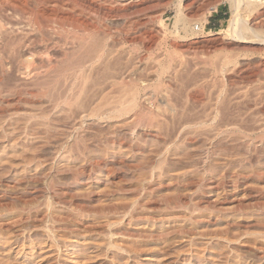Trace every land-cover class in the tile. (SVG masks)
<instances>
[{
    "label": "rangeland",
    "instance_id": "rangeland-1",
    "mask_svg": "<svg viewBox=\"0 0 264 264\" xmlns=\"http://www.w3.org/2000/svg\"><path fill=\"white\" fill-rule=\"evenodd\" d=\"M71 1L0 0V264H264V0Z\"/></svg>",
    "mask_w": 264,
    "mask_h": 264
},
{
    "label": "bare ground",
    "instance_id": "bare-ground-1",
    "mask_svg": "<svg viewBox=\"0 0 264 264\" xmlns=\"http://www.w3.org/2000/svg\"><path fill=\"white\" fill-rule=\"evenodd\" d=\"M11 1V0H10ZM228 1V3H229V6H230V10H231V17H230V19L228 20V22H227V27H226V29L224 30L225 31V34H226V36H228V37H230L231 39L233 38V39H238V40H242V39H244V40H246V37H245V34L246 33H249V32H251L253 29H251V27H250V25H249V21L248 20H246V18H244L243 16H242V12H244V11H248V12H251L252 13V11H254V7L252 8V6L253 5H255L254 3V0L252 1V0H227ZM27 2H28V0H27ZM80 2V1H79ZM79 2H78V5H79ZM96 2V1H95ZM98 2V1H97ZM104 2H106V1H104ZM110 2V1H109ZM112 2V1H111ZM182 2H183V0H177V4H176V8H177V15H176V17H175V25H178V24H181L182 23V25L185 27L186 25H184L185 24V20H184V17H183V14H182V10H181V4H182ZM9 3V2H8ZM32 3H33V6L34 7H37V6H39L40 7V5H43V6H48V7H51V8H54V9H59V8H63V10L65 9V8H67V9H69L70 11L71 10H75L74 8H75V5L77 4H75L74 5V3H72V1L71 0H32ZM114 3V2H113ZM258 3V2H257ZM117 4V3H116ZM128 4V3H127ZM32 5V4H31ZM30 5V6H31ZM264 5V4H263ZM19 7V6H18ZM34 7H32V8H34ZM80 7V6H79ZM42 8V7H41ZM84 8V7H83ZM259 8H260V5H259ZM15 9H17V8H15ZM34 9H36V8H34ZM33 9V10H34ZM48 9V8H47ZM50 9V8H49ZM77 9V11H78V7L76 8ZM212 9V8H211ZM214 9V8H213ZM21 10V9H20ZM84 10H86V9H84ZM22 11V10H21ZM40 11V10H39ZM43 11V10H42ZM53 11V10H52ZM56 11V10H55ZM72 11V12H73ZM256 11V10H255ZM23 12V11H22ZM37 12V11H36ZM58 12V11H57ZM82 12V11H81ZM84 12V11H83ZM82 12V13H83ZM24 13V12H23ZM27 13H29V12H27ZM40 13V12H39ZM55 13V12H54ZM77 13V12H76ZM78 13H79V11H78ZM77 13V14H78ZM81 13V14H82ZM87 12H85V14H86ZM22 14V13H21ZM33 14V13H32ZM56 14V13H55ZM81 14H79V15H81ZM93 14V13H92ZM108 14V13H107ZM250 14V13H249ZM259 14V13H258ZM26 15V14H25ZM27 15H29V14H27ZM34 15H35V13H34ZM36 15H38V13L36 14ZM40 15V14H39ZM45 15H46V13H45ZM51 15H53V14H51ZM51 15H49L50 17H51ZM57 15V14H56ZM72 15H74V14H72ZM93 15H95V14H93ZM98 15V14H97ZM30 16V15H29ZM78 16V15H77ZM83 16V15H82ZM89 16V15H88ZM105 16V15H104ZM259 16V15H258ZM38 17V16H37ZM41 17V16H40ZM75 17V16H74ZM80 17V16H79ZM86 17H87V15H86ZM252 17V16H251ZM52 18H53V16H52ZM56 18V17H55ZM58 18V17H57ZM76 18H78V17H76ZM88 18V17H87ZM260 18V17H259ZM91 19V18H90ZM102 19V18H101ZM255 19V18H254ZM49 20H51V19H49ZM75 20H77V19H75ZM107 20V19H106ZM105 20V21H106ZM252 20V19H251ZM57 21V20H56ZM90 21V20H89ZM93 21V20H92ZM100 21V20H99ZM75 22V21H74ZM102 21H100V23H101ZM198 22V21H197ZM99 23V22H98ZM103 23V22H102ZM256 23V22H255ZM264 23V22H263ZM104 24H105V22H104ZM1 25V24H0ZM174 25V28L176 27ZM263 25V24H262ZM129 26V25H128ZM31 27V26H30ZM103 27V26H102ZM104 27H105V25H104ZM255 27V26H254ZM1 28V27H0ZM6 28V27H5ZM35 28V27H34ZM106 28V27H105ZM129 28V27H128ZM203 28H204V26H203V24L202 23H200V24H197V25H194V26H192V33L191 34H193V35H200V34H202L203 33ZM256 28H257V26H256ZM255 28V30L257 31V29ZM9 29V28H8ZM31 29V28H30ZM103 29V28H102ZM130 29V28H129ZM184 29H186V27L184 28ZM259 29H261V28H259ZM10 30H11V28H10ZM46 30V29H45ZM75 30V29H74ZM78 30H80V29H78ZM85 30V29H84ZM88 30V29H87ZM249 30H251V31H249ZM4 31V30H3ZM20 31V30H19ZM35 31V30H34ZM91 31H92V29H91ZM47 32V31H46ZM73 32V31H72ZM94 32V31H93ZM255 32V31H254ZM20 33V32H19ZM22 34H23V32H21ZM36 33H37V31H36ZM45 33V32H44ZM258 33V32H257ZM11 34V33H10ZM38 34V33H37ZM47 34V33H46ZM74 34V33H73ZM84 34V33H83ZM103 34V33H102ZM210 34V33H209ZM255 34V33H254ZM5 35V34H4ZM18 35V34H17ZM25 35H26V33H25ZM39 35V34H38ZM41 35V34H40ZM45 34H43L42 36H44ZM75 35V34H74ZM248 35H250V34H248ZM7 36L8 35H6V38H7ZM16 36V35H15ZM20 36V35H19ZM41 36V37H42ZM79 36V35H78ZM81 36V35H80ZM91 36V35H90ZM208 36V35H207ZM256 36H257V34H256ZM4 37V36H3ZM21 37V36H20ZM40 37V38H41ZM11 38V37H10ZM5 39V38H4ZM19 39V38H18ZM21 39V38H20ZM70 39V38H69ZM72 39V38H71ZM80 39H82V38H80ZM86 39V38H85ZM15 40V39H14ZM28 40V39H27ZM32 40H34V39H32ZM42 40V39H41ZM248 40H250V39H248ZM259 40H261V39H259ZM263 40V39H262ZM3 41V40H2ZM9 41V40H8ZM18 41V40H17ZM16 41V42H17ZM75 41V40H74ZM73 41V42H74ZM76 41H78V40H76ZM255 41V40H254ZM11 42V41H10ZM15 42V41H14ZM39 42V41H38ZM47 42V41H46ZM86 42V41H85ZM260 42H263L264 43V40L263 41H260ZM32 43H33V41H32ZM80 43V42H79ZM90 43V42H89ZM17 44V43H16ZM25 44H27V43H25ZM36 44V43H35ZM44 44V43H43ZM87 44V43H86ZM85 44V45H86ZM71 45V44H70ZM82 45V44H81ZM13 46V45H12ZM26 46V45H25ZM30 46V45H29ZM40 46V45H39ZM58 46V45H57ZM59 46H60V44H59ZM79 46V45H78ZM84 46V45H83ZM82 46V47H83ZM88 46V45H87ZM52 47H54V46H52ZM63 47V46H62ZM61 47V48H62ZM86 47V46H85ZM34 48V47H33ZM36 48V47H35ZM48 48V47H47ZM64 48V47H63ZM16 49V48H15ZM23 49V48H22ZM28 49H29V47H28ZM60 49V48H59ZM78 49H80V48H78ZM18 50H19V48H18ZM46 50V49H45ZM81 50V49H80ZM39 52V51H38ZM36 53V52H35ZM44 53V52H43ZM32 54V53H31ZM45 55H47V54H45ZM48 56V55H47ZM32 57V56H31ZM34 58V57H33ZM25 60V59H24ZM43 60V59H42ZM23 61V60H22ZM21 61V62H22ZM5 64V63H4ZM28 64V63H27ZM49 64V63H48ZM4 66V65H3ZM25 66V65H24ZM263 66V65H262ZM106 67V66H105ZM24 68V67H23ZM27 69V68H26ZM107 69V68H106ZM23 70H25V68L23 69ZM29 72V71H28ZM108 74V73H107ZM111 74V73H110ZM37 75V74H36ZM107 77V76H106ZM108 78H109V75H108ZM105 79V78H104ZM95 85V84H94ZM99 85V84H98ZM100 86V85H99ZM97 87V86H96ZM82 96V95H81ZM81 96H79V98L81 97ZM84 96V95H83ZM97 97H99V96H97ZM82 98V97H81ZM87 98V97H86ZM94 98V97H93ZM79 101V100H78ZM93 101V100H92ZM132 102H133V100H132ZM81 103V102H80ZM135 104V103H134ZM168 105V104H167ZM129 106V105H128ZM133 106V105H132ZM156 106V105H155ZM79 107V106H78ZM77 107V108H78ZM81 107V106H80ZM79 107V108H80ZM130 107V106H129ZM78 108V109H79ZM123 108V107H122ZM145 108V107H144ZM156 108V107H155ZM116 109V108H115ZM142 109V108H141ZM148 109V108H147ZM97 110V109H96ZM124 110V109H123ZM158 110V109H157ZM161 110V109H160ZM92 111V110H91ZM90 111V112H91ZM108 111V110H107ZM120 111H122L121 109H120ZM153 111V110H152ZM101 112V111H100ZM100 112L98 113V114H100ZM158 112V111H157ZM116 113V112H115ZM118 113V112H117ZM153 113V112H152ZM92 114H93V112H92ZM111 114V113H110ZM155 114V112L153 113V115ZM116 115V114H115ZM118 115V114H117ZM147 115V114H146ZM95 116V115H94ZM114 116V115H113ZM112 116V117H113ZM148 116H150V115H148ZM112 117L110 118V119H112ZM147 117V116H146ZM218 117V116H217ZM114 118V117H113ZM148 118V117H147ZM145 121V120H144ZM231 121V120H230ZM149 123H150V121H149ZM227 123V122H226ZM225 123V124H226ZM220 124V123H219ZM232 124V123H231ZM224 125V124H223ZM234 125V124H233ZM116 139V138H115ZM114 139V140H115ZM120 141V140H119ZM112 142V141H111Z\"/></svg>",
    "mask_w": 264,
    "mask_h": 264
},
{
    "label": "crops",
    "instance_id": "crops-1",
    "mask_svg": "<svg viewBox=\"0 0 264 264\" xmlns=\"http://www.w3.org/2000/svg\"><path fill=\"white\" fill-rule=\"evenodd\" d=\"M225 16L226 13L219 6L215 9H211L210 14L208 15V18L212 19L211 28H215L217 24L223 22L225 20Z\"/></svg>",
    "mask_w": 264,
    "mask_h": 264
}]
</instances>
